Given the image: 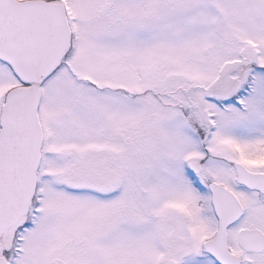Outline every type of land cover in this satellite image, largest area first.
Wrapping results in <instances>:
<instances>
[{
	"label": "snow or ice",
	"instance_id": "obj_1",
	"mask_svg": "<svg viewBox=\"0 0 264 264\" xmlns=\"http://www.w3.org/2000/svg\"><path fill=\"white\" fill-rule=\"evenodd\" d=\"M0 264H264V0H0Z\"/></svg>",
	"mask_w": 264,
	"mask_h": 264
}]
</instances>
